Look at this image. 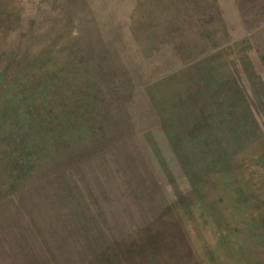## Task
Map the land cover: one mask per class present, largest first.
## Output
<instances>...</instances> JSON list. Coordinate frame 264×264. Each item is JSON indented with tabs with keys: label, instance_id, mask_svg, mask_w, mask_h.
Instances as JSON below:
<instances>
[{
	"label": "rangeland",
	"instance_id": "1",
	"mask_svg": "<svg viewBox=\"0 0 264 264\" xmlns=\"http://www.w3.org/2000/svg\"><path fill=\"white\" fill-rule=\"evenodd\" d=\"M0 264H264V0H0Z\"/></svg>",
	"mask_w": 264,
	"mask_h": 264
}]
</instances>
